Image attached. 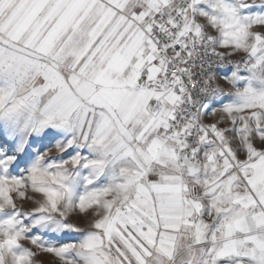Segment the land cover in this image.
<instances>
[{"label":"snow or ice","instance_id":"6c2138e0","mask_svg":"<svg viewBox=\"0 0 264 264\" xmlns=\"http://www.w3.org/2000/svg\"><path fill=\"white\" fill-rule=\"evenodd\" d=\"M0 264H264V0H0Z\"/></svg>","mask_w":264,"mask_h":264}]
</instances>
